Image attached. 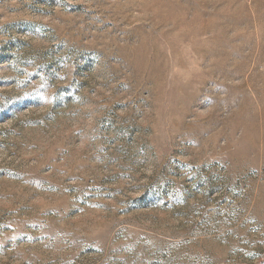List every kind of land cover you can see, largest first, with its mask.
<instances>
[{
	"label": "rangeland",
	"instance_id": "374dc122",
	"mask_svg": "<svg viewBox=\"0 0 264 264\" xmlns=\"http://www.w3.org/2000/svg\"><path fill=\"white\" fill-rule=\"evenodd\" d=\"M0 264H264V0H0Z\"/></svg>",
	"mask_w": 264,
	"mask_h": 264
}]
</instances>
